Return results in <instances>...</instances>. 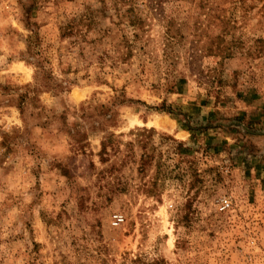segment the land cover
<instances>
[{
    "label": "rangeland",
    "instance_id": "obj_1",
    "mask_svg": "<svg viewBox=\"0 0 264 264\" xmlns=\"http://www.w3.org/2000/svg\"><path fill=\"white\" fill-rule=\"evenodd\" d=\"M34 34L75 84L0 87V264H264V0H0V85Z\"/></svg>",
    "mask_w": 264,
    "mask_h": 264
},
{
    "label": "trees",
    "instance_id": "obj_2",
    "mask_svg": "<svg viewBox=\"0 0 264 264\" xmlns=\"http://www.w3.org/2000/svg\"><path fill=\"white\" fill-rule=\"evenodd\" d=\"M87 17L79 18L78 20L72 19L66 25L61 27V37H67L69 34H72ZM27 58L26 62L31 63L34 68V80L30 84H26L22 87L10 88L5 85H0L1 89L6 92L3 93L8 98L6 99L8 103L13 104L20 111V113L24 116L26 108H38L39 106V95L43 92L52 93L55 96L62 95L69 91V88L75 84V79H69L64 77L63 79H59L50 69H47L45 66V59L41 50V43L37 36H29L27 40V48H26ZM70 68L67 66L66 69H62L61 73L64 75L69 74ZM43 113V109L41 108L38 112L35 113L36 117H41ZM107 115V113L99 112L98 115L102 116ZM67 113H62L60 118L64 119ZM22 116V117H23ZM79 117H85L86 113L84 111L81 112ZM53 115L48 118L46 116L45 121H40V124H46L52 120ZM87 117V116H86ZM111 115L109 116L110 119ZM108 119V120H109ZM25 121V120H24ZM68 135L77 136L76 134H80V130L74 131V129H68L66 131Z\"/></svg>",
    "mask_w": 264,
    "mask_h": 264
},
{
    "label": "built area",
    "instance_id": "obj_3",
    "mask_svg": "<svg viewBox=\"0 0 264 264\" xmlns=\"http://www.w3.org/2000/svg\"><path fill=\"white\" fill-rule=\"evenodd\" d=\"M230 201L229 199H221L219 203V209L221 211L226 210L230 207ZM113 222L115 225H119L121 222H123V216L121 214H115L113 217Z\"/></svg>",
    "mask_w": 264,
    "mask_h": 264
}]
</instances>
